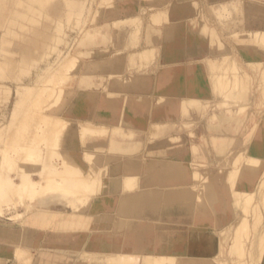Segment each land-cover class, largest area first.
Returning <instances> with one entry per match:
<instances>
[{"label":"rangeland","instance_id":"rangeland-1","mask_svg":"<svg viewBox=\"0 0 264 264\" xmlns=\"http://www.w3.org/2000/svg\"><path fill=\"white\" fill-rule=\"evenodd\" d=\"M249 3L260 6L253 18L264 13V0H0V264H155L118 253L138 247V237L165 264H264V46L246 31ZM178 27L200 41L204 58L165 63L166 34ZM60 62L64 77L52 73ZM177 67L188 73L186 100L168 90ZM22 87L33 90L11 117ZM168 102L175 111L166 116ZM130 103L141 107L142 128L126 115ZM51 115L61 123L47 125ZM129 157L141 170H123ZM148 160L182 161L185 173L168 178L160 167L164 178ZM46 172L55 175L43 193ZM155 205L156 217H146ZM220 206L231 217L216 224Z\"/></svg>","mask_w":264,"mask_h":264},{"label":"bare ground","instance_id":"bare-ground-1","mask_svg":"<svg viewBox=\"0 0 264 264\" xmlns=\"http://www.w3.org/2000/svg\"><path fill=\"white\" fill-rule=\"evenodd\" d=\"M135 1V0H134ZM173 1V0H172ZM232 2V1H231ZM230 2V3H231ZM239 2V1H238ZM240 3H242V1L240 2ZM239 3V4H240ZM171 5H172V3H170ZM118 5V4H117ZM174 5V4H173ZM230 5H233L232 3L230 4ZM243 5V4H242ZM264 5V4H263ZM127 6H128V4H127ZM127 6H125L123 9L124 10H128V8H127ZM180 6V5H179ZM227 6V5H226ZM247 6H248V10H245L246 12H247V15H246V17H245V22H246V24L247 25H249V30H246L248 33H249V35L251 34L252 35V41L253 42H262L261 44H262V46H264V29H262V28H257V23H258V21L257 20H259L260 19V21H262V22H264V13H261V14H259V16H257V14H255L256 15V17L255 18H253V16H251L252 14L251 13H253V11H252V6H254L255 7V9L256 10H259L260 11V6H258V4H253V3H249V5H246V7L245 8H247ZM251 6V7H250ZM262 6V5H261ZM171 7V6H170ZM182 7H183V4H182ZM244 7V6H243ZM263 7V6H262ZM219 8V7H218ZM221 8V7H220ZM231 8H233V6L231 7ZM250 8V9H249ZM212 10H214L215 9V7L213 6V8H211ZM221 9H224V7L223 8H221ZM264 9V8H263ZM130 10H132V9H130ZM129 10V11H130ZM172 10H173V8H172ZM175 10V9H174ZM220 10V9H219ZM218 10V11H219ZM233 10V9H232ZM128 11V12H129ZM140 11V10H139ZM221 11H223V10H221ZM220 11V12H221ZM165 12H167V11H165ZM164 12V13H165ZM225 12V11H224ZM160 13V12H159ZM254 13H256V12H254ZM173 14V13H172ZM138 15V14H137ZM163 16H164V14H163ZM163 16H162V18H163ZM166 16V15H165ZM134 17V16H133ZM151 17V16H150ZM154 17H156L157 18V16H154ZM258 17V18H257ZM135 18V17H134ZM153 18V17H152ZM156 18H154V19H156ZM119 19V18H118ZM159 18H157V20H158ZM164 19V18H163ZM125 20V19H124ZM129 20V19H128ZM127 20V21H128ZM136 20V19H135ZM152 20V19H151ZM165 20V19H164ZM129 21H131V20H129ZM155 21V20H154ZM133 22V21H132ZM157 23H158V21H156ZM118 23H119V21H118ZM125 23V22H124ZM151 23V22H150ZM155 23V22H154ZM152 24V23H151ZM159 24V23H158ZM124 25H128V24H124ZM123 25V26H124ZM129 25H130V22H129ZM155 25H156V23H155ZM254 25H256V27H250V26H254ZM174 30H173V32H171V33H168L167 35H174V32L176 31V30H179V29H182V27H178V28H173ZM183 30V29H182ZM132 31V30H131ZM135 31V30H134ZM245 31V30H244ZM134 33V32H133ZM132 33V34H133ZM187 34H188V32H187ZM184 35V34H183ZM243 35V34H242ZM248 35V36H249ZM238 36V35H237ZM247 36V37H248ZM130 37V36H129ZM188 37V36H187ZM236 37V36H235ZM131 39H132V36H131ZM130 39V40H131ZM207 39V38H206ZM234 39V38H233ZM130 40H128L127 42H128V44L130 45ZM197 41L200 43V41L197 39ZM183 44V43H182ZM128 45V46H129ZM125 46V45H124ZM203 46V45H202ZM207 46V45H206ZM261 46V47H262ZM135 47H133V49H134ZM137 49V48H136ZM203 49V48H202ZM205 49V48H204ZM203 49V50H204ZM132 50V49H131ZM153 50V49H152ZM152 50H148L149 52L147 53V51H146V54H149V53H151V51ZM201 50H189V52L191 53V52H194V54H198L199 52H200ZM264 51V50H263ZM132 52H134V53H132ZM249 52V51H248ZM140 53V52H139ZM142 53L144 54L145 52L144 51H142ZM159 53V52H158ZM118 54V53H117ZM120 54V53H119ZM122 54V53H121ZM131 55H135V51L133 50V51H131V53H130ZM143 54L141 55L142 56V58H144L145 56H146V62H147V57H148V55H145V56H143ZM152 54V53H151ZM151 54L149 55V56H151ZM247 54H249V53H247ZM72 55V54H71ZM130 55V56H131ZM139 55V54H138ZM137 55V56H138ZM139 55V56H140ZM169 55V54H168ZM167 55V56H168ZM251 55V54H250ZM127 56H129V54L127 55ZM69 56H67L66 58H68ZM119 57V56H118ZM125 57V56H124ZM129 58V57H128ZM150 58V57H149ZM202 58H204V56L202 57ZM201 58V59H202ZM256 58V57H255ZM254 58V59H255ZM259 58V57H258ZM257 58V59H258ZM72 59V61H71V63L73 62V58L72 57H70V58H68L66 61V63L68 64H65V66L63 67V66H61V65H64V63H65V61L63 60V62L64 63H59L60 64V66H61V68L58 66V68L56 67V69H55V72L54 71H52V73L53 74H56V71H57V75H64V71H63V73H60V71L59 70H61V69H63V68H65L64 70L66 71V69L68 68L67 66H69L70 65V63H68V61L70 62V60ZM130 59V58H129ZM218 59H219V57H218ZM222 59V58H221ZM224 59V58H223ZM225 59H227V58H225ZM224 59V60H225ZM142 60V59H141ZM144 61H145V58L143 59ZM223 60V61H224ZM62 61V60H61ZM207 61V60H206ZM226 61V60H225ZM224 61V62H225ZM127 62V61H126ZM180 62H182V61H180ZM180 62H176L177 64L178 63H180ZM184 62V61H183ZM227 62V61H226ZM255 62V61H254ZM150 63V62H149ZM206 63V62H205ZM212 63H213V61H212ZM168 64H170V63H168ZM198 64V63H197ZM207 64V63H206ZM208 64H210V65H215V64H211V62L209 63L208 62ZM223 64V63H222ZM253 65H254V63H252ZM257 64V63H256ZM67 65V66H66ZM145 65H147V64H145ZM149 65V64H148ZM71 67H72V64L70 65ZM195 66V65H194ZM200 66V65H199ZM255 66V65H254ZM63 67V68H62ZM191 67V66H190ZM202 67V66H201ZM211 67H213V66H211ZM217 67V66H216ZM222 67H223V65H222ZM167 68V67H166ZM59 69V70H58ZM176 70L174 71V72H176V74H174L175 75V77H174V80H173V84L172 85H170L169 87H168V90H169V93L171 94V95H176L178 98H179V100H186V99H188V98H186L187 96H186V94L187 93H185L186 91L184 90V88L185 87H183L184 86V83L182 82L183 80H184V78L186 77H188V76H185L186 74H188V73H186V68H184L185 70H182V68H180V67H177V68H175ZM213 69V68H212ZM159 70V69H158ZM161 70V69H160ZM192 70V69H191ZM196 70V69H195ZM220 70V69H219ZM59 71V72H58ZM122 71V70H121ZM199 71V70H198ZM210 71V70H209ZM208 71V72H209ZM205 72V71H204ZM52 73L50 74V76H52ZM58 73H60V74H58ZM153 73V72H152ZM146 74V73H145ZM62 75V77H64ZM121 75V74H120ZM136 75V74H135ZM142 74H140L139 76H141ZM144 75V74H143ZM156 75V74H155ZM117 76V75H116ZM244 76V75H243ZM48 78H49V76H47ZM114 78H116L115 76H113ZM123 77V76H122ZM138 77V76H137ZM144 78H145V75L143 76ZM142 77V78H143ZM60 78H61V76H60ZM131 78H134V77H131ZM139 78H141V77H139ZM146 78H147V76H146ZM43 79V78H42ZM127 79V78H126ZM137 79V78H136ZM148 79V78H147ZM199 79V78H198ZM117 80V79H116ZM120 80V79H119ZM124 80V79H123ZM129 80V79H128ZM140 80V79H139ZM179 80V82H177ZM181 80V81H180ZM19 81V80H18ZM61 81V80H60ZM115 81V80H114ZM114 81L112 82L113 84H114ZM117 82V81H116ZM115 82V83H116ZM136 82H137V80H136ZM180 82H182L181 84H180ZM119 83H122V82H119ZM132 83H134V82H132ZM201 83H202V81H201ZM118 84V83H117ZM116 84V85H117ZM123 84H125V83H123ZM122 84V85H123ZM136 84V83H135ZM203 84V83H202ZM202 84H199V86H198V88L199 89H201L200 91H201V93H203V92H207L205 89L206 88H204V84L202 85ZM119 86H120V84H118ZM117 85V86H118ZM39 86V85H38ZM51 86H52V84H51ZM53 86H54V84H53ZM119 86H118V88H119ZM188 87V86H187ZM226 87V86H225ZM23 88V91L22 92H19L18 93V95H17V101H16V104H15V107H14V109L15 108H17L19 105H21V103H23L24 102V99H25V96H27L28 94H29V91H30V93L32 92V90L33 89H29L28 87H22ZM22 88H21V90H22ZM34 88V87H33ZM35 88L37 89L38 87H36L35 86ZM41 88V87H40ZM39 88V89H40ZM124 87H122V89H123ZM129 88V87H128ZM127 88V89H128ZM139 88V87H138ZM189 88H190V85H189ZM189 88H186L187 90H190ZM6 89V88H5ZM134 90L136 89L135 87L133 88ZM132 89V90H133ZM38 90V89H37ZM36 90V91H37ZM118 90V89H117ZM124 90H126L125 88H124ZM123 90V91H124ZM128 90H131V89H128ZM137 90V89H136ZM140 90V89H139ZM141 90H142V88H141ZM111 91H113V90H111ZM116 91V90H115ZM121 91V90H120ZM167 91V90H166ZM165 91V92H166ZM7 92V91H6ZM10 92V91H9ZM34 92V91H33ZM119 92V91H118ZM125 92V91H124ZM140 92V91H139ZM17 93V92H16ZM107 93H109V92H107ZM131 93V92H130ZM143 93V92H142ZM141 93V94H142ZM162 93V92H161ZM168 93V92H167ZM185 93V94H184ZM8 94V93H7ZM103 94V93H102ZM126 94H127V92H126ZM139 94V93H138ZM155 94V93H154ZM200 94V93H199ZM31 95V94H30ZM104 95V94H103ZM164 95H166V94H164ZM32 96V95H31ZM219 96V95H218ZM30 97V96H29ZM28 97V98H29ZM123 97V96H122ZM125 97V96H124ZM103 98V97H102ZM163 98V97H162ZM31 99V98H30ZM29 99V100H30ZM121 99V98H120ZM125 99V98H124ZM156 99V98H155ZM23 100V101H22ZM126 101V100H125ZM190 101V100H189ZM30 102V101H29ZM185 102V101H184ZM25 103L26 102H24V105H25ZM125 103V102H124ZM170 103L171 102H168V104H166V108H168L169 109V111H167V109H166V112L164 111V112H162V113H164V115H166L167 116V114H173L174 113V111H175V109L174 110H172L171 108H169L170 106H172V105H170ZM172 103H173V101H172ZM93 104V103H92ZM27 105V104H26ZM170 105V106H169ZM174 105V104H173ZM187 105V104H186ZM173 107H175V105L173 106ZM172 107V108H173ZM201 107V106H200ZM26 108V107H25ZM141 107H138V106H136V104H134V103H130L129 104V108H128V110H127V116H128V118H129V120L131 121V122H135L136 124H134L133 123V125H137L136 127H138V128H142L143 126V120H144V118H143V115H142V111H141V109H140ZM17 109H19V110H16V111H14V112H12L11 114L13 115V116H11V117H14V114H15V116L17 115V113H18V111L20 112V108H17ZM171 110V111H170ZM112 111V110H111ZM117 111H118V109H117ZM89 112V111H88ZM121 112V111H120ZM169 112H173V113H169ZM122 113V112H121ZM124 113V112H123ZM119 114V113H118ZM19 115V114H18ZM93 115V114H92ZM125 115V114H124ZM18 116H16V118H17ZM20 117V116H19ZM123 117V116H122ZM16 118H10L12 121H11V125L12 124H15V122L18 120H16ZM36 118V117H35ZM170 118V117H169ZM43 119V118H42ZM44 119H45V123L47 124V125H50V124H58L59 122L61 123V121L60 120H58L57 118H54L52 115L51 116H45L44 117ZM56 119V120H55ZM61 119V118H60ZM116 119V118H115ZM114 119V120H115ZM119 119H121V118H119ZM146 119V118H145ZM162 119V118H161ZM160 119V120H161ZM41 120V119H40ZM37 121H38V118H37ZM89 121V120H88ZM121 121V120H120ZM92 122V121H91ZM122 122V121H121ZM127 122V121H126ZM106 123V122H105ZM122 123H124V122H122ZM121 123V124H122ZM138 123V124H137ZM76 124V123H75ZM90 124V123H89ZM110 124V123H109ZM118 124H120L119 123V120H118ZM125 124V123H124ZM124 124H123V126H124ZM156 125H157V123H155ZM154 124V125H155ZM43 125H45L44 123H43ZM116 125V124H115ZM127 124H125V126H126ZM61 126H62V124H61ZM92 126V125H91ZM121 126V125H120ZM145 126V125H144ZM8 127V126H7ZM11 126H9V128H10ZM118 127H119V125H118ZM117 127V128H118ZM128 127H130V126H128ZM127 126L125 127V128H128ZM148 127V129L150 128L149 127V125L147 126ZM13 128V127H12ZM11 128V129H12ZM86 128V127H85ZM123 128V127H122ZM131 128H132V126H131ZM56 129V128H55ZM82 129V128H81ZM94 129V128H93ZM97 129H99V128H97ZM164 129V128H163ZM84 130V129H83ZM96 130V129H95ZM257 130V129H256ZM258 130H259V128H258ZM54 131V130H53ZM90 131V130H89ZM98 131H100V130H98ZM119 131V130H118ZM126 131H127V129H126ZM55 132V131H54ZM81 132V131H80ZM79 132V133H80ZM93 132H95V131H93ZM52 133V132H51ZM84 133V132H83ZM53 134V133H52ZM89 134V133H88ZM93 134V133H92ZM91 134V135H92ZM97 134V133H96ZM101 134V133H100ZM152 134V133H151ZM154 134V133H153ZM54 135V134H53ZM87 135V134H86ZM119 135V134H118ZM124 135V134H123ZM150 135V134H149ZM152 136V135H151ZM156 136V135H155ZM52 137V136H51ZM150 137V136H149ZM170 139V138H169ZM45 142H46V140H45ZM148 142V141H147ZM148 144V143H147ZM183 144V143H182ZM149 145V144H148ZM161 147H162V143H158V147L156 148V149H161ZM183 147V146H182ZM96 147H92V145H90V146H88V148L86 149V151H88V152H90L92 149H95ZM192 148V147H191ZM53 149V148H52ZM146 149V148H145ZM13 150V149H12ZM20 150V149H19ZM46 150V149H45ZM49 150V149H48ZM194 150V149H193ZM252 151L253 150H255L253 147H252V149H251ZM250 150V151H251ZM18 151V150H17ZM50 151V150H49ZM181 151V150H180ZM192 151V150H191ZM249 151V152H250ZM22 152H23V150H22ZM48 152V151H47ZM51 152H53L52 150H51ZM64 152V151H63ZM62 152V153H63ZM53 153H55L56 154V152H53ZM65 153V152H64ZM182 153V152H181ZM19 154V153H18ZM49 154H50V152H49ZM97 154V153H96ZM95 154V155H96ZM174 154V153H173ZM52 154H50V155H48V158H49V156H51ZM94 155V156H95ZM175 155H177V154H175ZM52 156H54V155H52ZM76 156V155H75ZM88 156V155H87ZM143 156V155H142ZM55 157V159H57V158H60L59 157V155H58V153L56 154V156H54ZM54 157H50L49 158V160L51 159V158H54ZM57 157V158H56ZM90 157H92V155L90 156ZM170 157V156H169ZM43 158H44V156H43ZM47 158V159H48ZM115 158H119L120 159V157H117V156H115ZM124 158V157H123ZM147 158V157H146ZM156 158V157H155ZM87 159V158H86ZM124 159H127L126 157L124 158ZM149 159V158H148ZM152 159V158H151ZM165 159V158H164ZM168 159V158H167ZM166 159V160H167ZM48 160V161H49ZM96 160V159H95ZM128 160H129V162L127 163V164H125L124 165V167H122L123 168V170H125L126 171V169L127 170H131L130 172L132 173V171H136V170H141V164H142V162H141V164L139 163V160H141L140 158H128ZM159 160V159H158ZM102 161V160H101ZM149 162H150V160H148ZM160 161V160H159ZM168 161V160H167ZM172 161V160H171ZM175 161V160H174ZM179 161V160H178ZM244 161V160H243ZM245 161H246V158H245ZM45 162V161H44ZM50 162V161H49ZM89 162V161H88ZM182 161H180V163H181ZM152 163H153V166H154V168H153V171L155 170V171H158L159 169H160V167H162V168H166V169H168V170H165L166 172H167V174H169V175H167V176H169L168 178H174V175H176V173H177V175L178 176H176V177H179V176H181L182 175V173H183V171H184V173H185V168H184V166L182 165V164H175V163H171V162H164V160H163V162L161 161V162H158V161H152ZM152 163L150 162V166H152ZM249 163H250V161H249ZM249 163H248V165H249ZM47 165V164H46ZM145 166L146 165H149L148 163L146 164H144ZM189 166H190V164H188ZM247 164H246V166H248ZM254 165V164H253ZM252 165V166H253ZM62 166V165H61ZM188 166V167H189ZM251 166V165H250ZM250 166H249V168H250ZM252 166H251V169H252ZM50 167V166H49ZM52 167H54L53 165H52ZM65 167V170H67L68 171V175L69 174H71L70 173V171H69V168H67L66 166H64ZM114 167V166H113ZM140 167V168H139ZM147 167V170L149 171V168H148V166H146ZM188 167H187V169H188ZM51 168V167H50ZM55 168V167H54ZM53 168V169H54ZM115 168V167H114ZM113 168V169H114ZM45 169H46V166H45ZM56 169V168H55ZM71 169V168H70ZM83 169V168H82ZM121 169V168H120ZM142 169H144V166H142ZM72 170H74L75 171V169H72ZM253 170V169H252ZM143 171V170H142ZM151 171H152V169H151ZM154 171V172H155ZM160 171H162L161 169H160ZM181 171H182V173H181ZM190 171V170H189ZM188 171V172H189ZM192 171V170H191ZM110 172V171H109ZM114 172V171H113ZM120 172V171H119ZM124 172V171H123ZM122 172V173H123ZM127 172H129V171H127ZM166 172H165V174H164V172L162 171V173L164 174V176L166 175ZM178 172H180V174L178 173ZM47 173V172H46ZM49 173V172H48ZM47 173V174H48ZM136 173L137 172H135V175H136ZM156 173V172H155ZM154 173V174H155ZM158 173V172H157ZM162 173H159V175L157 174H155V175H153V173H152V176H151V173H149V176L150 177H148V178H150L151 179V177H153V176H155V177H153V179L154 178H158V176H161V177H163L161 174ZM190 173V172H189ZM195 173H197V171L195 172ZM47 174H45L46 175V178H47ZM53 175H55L54 173H52ZM52 174H48V178L50 179L52 176ZM112 174V173H111ZM134 174V173H133ZM141 174V173H140ZM187 174V173H186ZM186 174H184L185 176H186ZM49 175L51 176V177H49ZM116 175H119V173L118 174H116ZM126 175V174H125ZM134 175V176H135ZM66 176H67V174H66ZM65 176V177H66ZM114 176V175H113ZM131 176H132V174H131ZM137 176V175H136ZM148 176V175H147ZM45 178V177H44ZM46 178L44 179L45 180V186H47V187H43V185H41V188L40 187H38L40 190L39 191H41L42 189H46V188H48L49 186H50V184H52L51 183V180L52 179H48V180H46ZM138 178V177H137ZM140 178V177H139ZM142 178V177H141ZM140 178V179H141ZM164 178H167L166 176L164 177ZM68 181L70 180V178L68 179V176H67V178H66ZM83 179H85V177L83 178ZM150 179H148V180H150ZM152 179V180H153ZM2 180V179H1ZM4 180V179H3ZM138 180V179H137ZM53 181V180H52ZM64 181V180H63ZM84 181V180H83ZM155 181V180H154ZM153 181V182H154ZM255 181V180H254ZM254 181H253V184H254ZM181 182H183V181H181ZM21 183V182H20ZM63 183V182H62ZM145 183H146V181H145ZM0 184H2V183H0ZM67 185H65V189H66V187H69L70 188V185L68 186V182L66 183ZM73 184V183H72ZM149 184H152V181H150L149 182ZM256 184V183H255ZM22 185H24V184H22ZM39 185V184H38ZM131 185V184H130ZM133 185H135L134 183H133ZM19 186H20V184H19ZM52 186V185H51ZM55 186V185H54ZM59 186V185H58ZM62 186V185H61ZM63 186H64V184H63ZM73 186V185H72ZM139 186V185H138ZM149 186V185H148ZM152 186V185H151ZM32 187H33V185H32ZM43 187V188H42ZM56 187V186H55ZM142 187V186H141ZM145 187V186H144ZM177 187V186H176ZM181 187V186H180ZM183 187V186H182ZM253 187V186H252ZM53 188L54 187H52V188H50L51 189V191L53 190ZM137 188V187H136ZM138 188H140V187H138ZM151 188H153V187H151ZM194 188V187H193ZM18 190H19V188H17ZM23 189V188H22ZM55 189V188H54ZM62 189V188H61ZM146 189V188H145ZM49 190V189H48ZM56 190V189H55ZM73 190V189H72ZM147 190H148V188H147ZM151 190V189H150ZM149 190V191H150ZM15 191H16V189H15ZM33 191V190H32ZM37 191V187H36V190H35V192ZM39 191H37L38 193H41V192H39ZM121 191V190H120ZM140 191V190H139ZM243 191V190H242ZM258 191V190H257ZM22 192V191H21ZM42 192L44 193V191L42 190ZM46 192V191H45ZM141 192V191H140ZM23 193V192H22ZM32 193V192H31ZM105 193V192H104ZM116 193V192H115ZM115 193H113V194H115ZM118 193H119V191H118ZM121 193H124V192H121ZM142 193H143V191H142ZM240 193V192H239ZM244 193V192H243ZM34 194H37V193H34ZM69 194V193H68ZM238 194V193H237ZM236 194V195H237ZM242 194V193H241ZM39 195H41V194H39ZM119 195V194H118ZM132 195V194H131ZM138 195V194H137ZM140 195H142V194H140ZM139 195V196H140ZM69 196V195H68ZM117 196V195H116ZM135 196V195H134ZM144 196V195H143ZM143 196H140V197H142L143 198ZM178 196H180V195H178ZM243 195H240L239 196V194H238V196L237 197H242ZM247 196V195H246ZM262 196V195H261ZM75 197V196H74ZM115 197V196H114ZM133 197V196H132ZM248 197V196H247ZM246 197V198H247ZM251 197V196H250ZM257 197H259V196H257ZM69 198V197H68ZM110 198V197H109ZM118 198V197H117ZM253 198H254V196H253ZM262 198V197H261ZM103 199V198H102ZM242 199H245V198H242ZM241 199V200H242ZM97 200V199H96ZM106 200V199H105ZM114 200H115V198H114ZM240 200V199H239ZM246 200V199H245ZM252 200V199H251ZM250 200V201H251ZM262 200H263V198H262ZM249 201V200H248ZM237 202V201H236ZM144 203V202H143ZM142 202H141V204L142 205H144ZM24 204V203H23ZM247 204H249V203H247ZM247 204H246V206H247ZM142 205H140L139 203L136 205V206H132L130 209L131 210H133V209H138V207L140 208V206H142ZM150 204L148 203V205L147 206H149ZM243 205V204H242ZM157 205H155L154 206V208H151V209H149L148 210V212L146 213V217H149V216H152L153 215V217H156V214H157V212H159L160 211V207L159 206H157ZM171 205H169V207H170ZM246 206H245V208H246ZM150 207V206H149ZM148 207V208H149ZM237 207V206H236ZM220 208H221V206H220ZM241 208H243V207H241ZM155 209V210H154ZM208 209V208H207ZM240 209V208H239ZM199 210V209H198ZM209 210V209H208ZM218 210V209H217ZM221 210H222V214L221 215H218L217 214V211H216V213H215V217L214 218H216V224H223L224 222L226 223L227 221V219H229L228 218V215H227V211L228 210H224V209H222L221 208ZM232 210H233V208H232ZM246 210V209H245ZM243 211V210H242ZM125 212H126V214H130V215H132V214H134V213H137V212H130V211H127V209H125ZM150 212V213H149ZM245 212V211H244ZM230 213V212H229ZM228 213V214H229ZM232 213V212H231ZM234 214V213H233ZM201 215H202V213H201ZM236 216V215H235ZM244 217V216H243ZM83 218V217H82ZM238 218V217H237ZM247 219V218H246ZM235 221V220H234ZM233 221V222H234ZM131 223V222H130ZM197 223V222H196ZM234 223H237V221H235ZM207 224V223H206ZM133 225V224H132ZM234 225V224H233ZM236 225V224H235ZM234 225V226H235ZM140 226V225H139ZM179 226V225H178ZM212 226V225H211ZM218 226V225H217ZM229 226H231V224H229ZM245 226V225H244ZM194 228V227H193ZM225 228H228L227 226L225 227ZM236 228V227H235ZM246 228V227H245ZM149 229V228H148ZM178 229H180V228H178ZM184 229V228H183ZM191 229V228H190ZM198 229V228H197ZM201 229V228H200ZM218 229V228H217ZM219 229H222V228H219ZM187 230V229H186ZM223 230V229H222ZM230 230V229H229ZM233 230V229H232ZM236 230V229H235ZM255 230V229H254ZM105 231V230H104ZM169 231V230H168ZM174 231V230H173ZM184 231V230H183ZM182 231V232H183ZM226 231V230H225ZM227 231H228V229H227ZM226 231V232H227ZM242 231V230H241ZM246 231V230H245ZM123 232V231H122ZM171 232V231H170ZM185 232V231H184ZM219 232V231H218ZM114 233V232H113ZM160 233H161V231H160ZM178 233H179V231H178ZM181 233V232H180ZM222 233L223 234H225L224 233V230L222 231ZM260 233V232H259ZM263 233V232H262ZM130 234V233H129ZM184 234V233H183ZM213 234V233H212ZM216 234H218L217 232H216ZM215 234V235H216ZM220 234H221V232H220ZM220 234H218V235H220ZM234 234V233H233ZM255 234V233H254ZM264 234V233H263ZM218 235H217V237H218ZM235 235V234H234ZM125 236V235H124ZM184 236V235H183ZM126 237V236H125ZM157 238V237H156ZM166 238V237H165ZM183 238V237H182ZM240 238V237H239ZM140 239V240H139ZM148 239H150V238H148ZM148 239H141V238H139L138 237V242L140 243V242H142V243H140V244H138L137 243V245H138V247L137 246H134L135 248H133L132 246V250H130L131 249V247L129 248V249H127V250H123V251H121V252H118V253H125L126 255H129V253H135V255H140V256H150L151 258H152V260H154V262L153 263H155V264H165L166 262H164L163 260H165V259H167V256H164V255H162L161 253H157V251H156V248H154V246L152 245V242L150 241V240H148ZM161 239H163L162 237H161ZM184 239V238H183ZM235 239V238H234ZM258 239H259V237H258ZM258 239H257V241H258ZM262 239V238H261ZM158 242V241H157ZM179 242V240L177 241V243ZM184 242H185V240H184ZM187 242V241H186ZM239 242V241H238ZM163 243V242H162ZM175 243V242H174ZM182 243V242H181ZM243 243V242H242ZM260 243V242H259ZM142 244V245H141ZM154 244V243H153ZM163 245H164V243H163ZM95 246V245H94ZM93 246V247H94ZM168 246V245H167ZM166 246V247H167ZM235 246V245H234ZM259 246V245H258ZM183 247V246H182ZM236 247V246H235ZM138 248V249H137ZM258 248V247H257ZM87 249H88V247H87ZM171 249V248H170ZM240 249V248H239ZM116 249H114V251H115ZM118 250H120V249H118ZM158 250V249H157ZM182 250H183V248H182ZM237 250V249H236ZM85 251V250H84ZM154 251H156V252H154ZM163 251H165V250H163ZM241 251V250H240ZM18 252V251H17ZM20 252V251H19ZM181 252V251H180ZM242 253V252H241ZM17 254V253H16ZM119 254V255H120ZM175 254V253H174ZM239 254V253H238ZM217 255V254H216ZM220 255V254H219ZM172 257H168V258H170V259H168V260H172L173 258H176V257H174V255H171ZM240 256V255H239ZM186 257V256H185ZM213 257V256H212ZM196 258V257H195ZM221 258V257H220ZM139 259H140V257H139ZM206 259V258H205ZM214 259H216V258H214ZM226 259H227V257H226ZM207 260V259H206ZM229 261H230V259H228ZM240 260V259H239ZM175 261H176V259H175ZM175 261H174V263H175ZM219 261V260H218ZM225 261V260H224ZM138 262H140L139 260H138ZM177 262H179V261H177ZM220 262V261H219ZM218 262V263H219ZM221 263V262H220ZM222 263H223V261H222ZM241 263V262H240ZM177 264V263H176Z\"/></svg>","mask_w":264,"mask_h":264},{"label":"crops","instance_id":"crops-1","mask_svg":"<svg viewBox=\"0 0 264 264\" xmlns=\"http://www.w3.org/2000/svg\"><path fill=\"white\" fill-rule=\"evenodd\" d=\"M182 29L176 30L174 32V35L171 36L166 34L167 46L165 48L164 56L167 61L165 63H176L183 61V59L185 58L193 59L198 57L200 59L205 56L202 46L197 41V38H194L193 36L189 35V33L187 34V31L184 27H182ZM198 49L201 50L198 54H194V52H189V50L196 51ZM77 217L81 218L83 216L79 215ZM47 252L49 253V251ZM45 255H47V253H45Z\"/></svg>","mask_w":264,"mask_h":264}]
</instances>
